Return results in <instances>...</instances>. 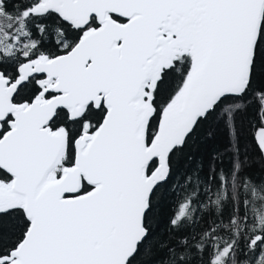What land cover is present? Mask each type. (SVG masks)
Instances as JSON below:
<instances>
[{
    "label": "snow or ice",
    "instance_id": "6c2138e0",
    "mask_svg": "<svg viewBox=\"0 0 264 264\" xmlns=\"http://www.w3.org/2000/svg\"><path fill=\"white\" fill-rule=\"evenodd\" d=\"M0 264H264V0H0Z\"/></svg>",
    "mask_w": 264,
    "mask_h": 264
},
{
    "label": "trees",
    "instance_id": "16d2710c",
    "mask_svg": "<svg viewBox=\"0 0 264 264\" xmlns=\"http://www.w3.org/2000/svg\"><path fill=\"white\" fill-rule=\"evenodd\" d=\"M212 133L209 137L208 134ZM228 141V134L223 128V123H214L209 121L205 123L199 130L195 142L190 146L188 152L190 155L200 158H205V165H207V154L212 151H219L226 147ZM195 163V161H193ZM185 160H181L177 165V171L179 172L184 168ZM254 172L259 171V167L255 166L252 169Z\"/></svg>",
    "mask_w": 264,
    "mask_h": 264
}]
</instances>
